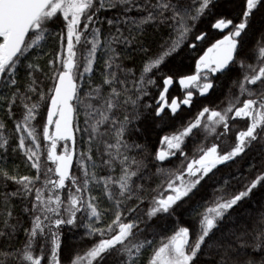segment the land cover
Wrapping results in <instances>:
<instances>
[{"label": "snow or ice", "instance_id": "6c2138e0", "mask_svg": "<svg viewBox=\"0 0 264 264\" xmlns=\"http://www.w3.org/2000/svg\"><path fill=\"white\" fill-rule=\"evenodd\" d=\"M0 264H264V0H0Z\"/></svg>", "mask_w": 264, "mask_h": 264}, {"label": "trees", "instance_id": "16d2710c", "mask_svg": "<svg viewBox=\"0 0 264 264\" xmlns=\"http://www.w3.org/2000/svg\"><path fill=\"white\" fill-rule=\"evenodd\" d=\"M172 94H173V95L177 94V90H176L175 88L172 89ZM70 242H71V243H77V242H78V237L73 236V237L71 238Z\"/></svg>", "mask_w": 264, "mask_h": 264}]
</instances>
